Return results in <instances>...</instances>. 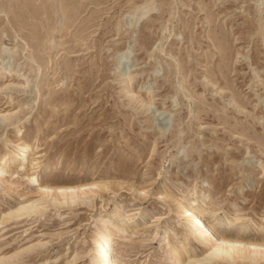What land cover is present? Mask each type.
Masks as SVG:
<instances>
[{
  "label": "rangeland",
  "instance_id": "374dc122",
  "mask_svg": "<svg viewBox=\"0 0 264 264\" xmlns=\"http://www.w3.org/2000/svg\"><path fill=\"white\" fill-rule=\"evenodd\" d=\"M3 153L0 264H90L120 204L148 217L112 235L119 264H172L170 240L200 255L172 198L193 188L207 221L238 217L220 232L264 235V0H0ZM87 181L97 195L37 192ZM26 201L43 209L3 221Z\"/></svg>",
  "mask_w": 264,
  "mask_h": 264
},
{
  "label": "bare ground",
  "instance_id": "6f19581e",
  "mask_svg": "<svg viewBox=\"0 0 264 264\" xmlns=\"http://www.w3.org/2000/svg\"><path fill=\"white\" fill-rule=\"evenodd\" d=\"M138 9L139 7L136 8L135 11ZM147 11L148 9L145 10L144 13ZM132 17L136 16L132 14ZM120 63L121 62L119 61L118 66H120ZM25 146L26 141L20 138L17 148L11 151L12 154L10 157L18 158L17 161L19 164L17 167L21 165V161L24 159L23 153ZM0 159L1 161H4L3 163L0 162V181L5 183L12 179L5 177V164L9 161V156L6 157V153H3ZM32 179V177H28V180ZM101 186L102 184L99 182L87 181L78 185H59L53 188L52 185L46 183L39 185L37 192L44 197L52 198L54 203L62 204L68 201H73L74 199H83L86 195L95 196L100 192ZM131 186L136 192L145 195L144 189L138 188L132 184L130 187ZM8 188L9 187L6 185L4 189L9 191ZM198 191L199 189L193 188L190 195L184 199L177 195H173L172 198L179 203L176 213L185 224H183V236L186 240H188V238H193L195 243L201 245L205 250L202 251L200 255L191 254L189 253L191 246L188 243L181 244L179 241L175 242L170 240L168 242L171 253L169 257L170 263L209 264L212 260L221 259L230 262L236 260V258L240 259L242 257L246 260L248 259L250 264H264V235L248 236L245 232L239 234L235 232H227L225 229L220 232L221 225L230 228L236 223L238 217L233 220L226 219L224 222L221 221L222 219H219L220 217L218 218L217 213L214 217L215 214L212 212L213 218L210 221H207L205 214L206 208L204 207L205 204L203 206L198 203V201L202 200L198 195ZM159 193L161 194V197L168 196L164 191H160ZM120 205L116 206V208L107 215H104L103 217L100 216L101 218L99 220L102 222V225H99L100 227H95L91 236L88 259L90 264H119V256L113 247L112 235H122L126 231L128 225L135 221L142 222L148 217L147 211L138 210L136 205L130 204L127 207ZM42 209L41 207H38V203L33 204V201H26V203L21 202L17 207L12 208L6 215H4L3 221L13 217H20L27 213H37ZM144 223H147V221H144ZM167 233H169V230L163 232L165 237L167 236Z\"/></svg>",
  "mask_w": 264,
  "mask_h": 264
}]
</instances>
